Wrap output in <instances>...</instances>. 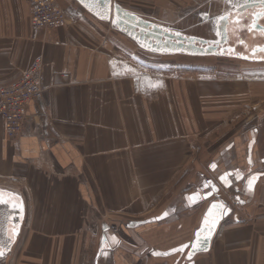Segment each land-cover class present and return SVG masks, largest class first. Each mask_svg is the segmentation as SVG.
I'll return each mask as SVG.
<instances>
[{"label":"crops","instance_id":"0c3cea01","mask_svg":"<svg viewBox=\"0 0 264 264\" xmlns=\"http://www.w3.org/2000/svg\"><path fill=\"white\" fill-rule=\"evenodd\" d=\"M58 2L65 24L38 29L27 0H0V89L40 56L45 89L19 138L0 115V264H264V113L245 109L258 84L145 64L110 22Z\"/></svg>","mask_w":264,"mask_h":264},{"label":"rangeland","instance_id":"374dc122","mask_svg":"<svg viewBox=\"0 0 264 264\" xmlns=\"http://www.w3.org/2000/svg\"><path fill=\"white\" fill-rule=\"evenodd\" d=\"M114 1L146 20L180 31L186 35L206 39H215L217 37L215 32L217 18L235 8L229 3V0ZM128 37V42L134 47L137 48V45H139L138 49L146 57L144 59L141 57V62L145 64H153L152 61L155 60L156 66H197L203 67L204 70H212V73L214 72L213 74H219L221 78L231 79L235 77L236 80L241 81H243V78L251 79L253 85H258H256L255 88L256 94L253 93L251 100L247 101L245 109L252 104L259 103L262 106V112L264 113V62L254 63L228 57L192 56L183 53H154L141 46L134 38L130 36ZM260 108L261 107L258 106V108L252 109L251 111L247 110V115L249 117H254L255 120H253L250 125H258ZM241 113L244 115L242 111ZM205 171L210 177L216 176L215 174H211L209 169H206ZM255 195L256 196H253L251 200V205H253V207L257 206L260 203L261 198L264 196V182L260 184ZM236 206L241 207L238 204H236Z\"/></svg>","mask_w":264,"mask_h":264},{"label":"built area","instance_id":"2783aa9c","mask_svg":"<svg viewBox=\"0 0 264 264\" xmlns=\"http://www.w3.org/2000/svg\"><path fill=\"white\" fill-rule=\"evenodd\" d=\"M27 2L32 9L34 27L47 29L65 24L66 13L58 0ZM43 69L44 58L40 56L19 80L0 89V115L3 118L5 132L11 139L19 138L26 130L27 122L30 120L29 104L44 97Z\"/></svg>","mask_w":264,"mask_h":264},{"label":"water","instance_id":"95a60500","mask_svg":"<svg viewBox=\"0 0 264 264\" xmlns=\"http://www.w3.org/2000/svg\"><path fill=\"white\" fill-rule=\"evenodd\" d=\"M97 17L107 20L114 27L134 38L141 46L154 53H185L192 56L219 55L217 46L196 36L146 20L138 14L122 7L114 0H75ZM243 2V0H242ZM249 2L246 8L253 6ZM117 7L119 12H117ZM234 8L237 10H244ZM104 17V18H102ZM166 47V51L159 50ZM156 48L157 50H152ZM240 58V55H237Z\"/></svg>","mask_w":264,"mask_h":264},{"label":"flooded vegetation","instance_id":"af4514ba","mask_svg":"<svg viewBox=\"0 0 264 264\" xmlns=\"http://www.w3.org/2000/svg\"><path fill=\"white\" fill-rule=\"evenodd\" d=\"M259 11V7L255 5L244 10H231L223 15H229V19L220 23L219 30L222 35L216 34L217 37L215 39H201L214 43L217 46L220 53L216 55L217 57L263 63L264 51H260V49L264 48V31L257 30L256 28H253L251 31L249 30L252 13ZM258 23L264 25V19H259ZM225 28L227 29L226 31ZM237 55H240V58Z\"/></svg>","mask_w":264,"mask_h":264},{"label":"snow or ice","instance_id":"6c2138e0","mask_svg":"<svg viewBox=\"0 0 264 264\" xmlns=\"http://www.w3.org/2000/svg\"><path fill=\"white\" fill-rule=\"evenodd\" d=\"M81 2L84 3L85 0H81ZM249 2H252L255 6L259 7V9H260L259 12L252 13V20H251V24L249 26V30L251 31L253 28H256L257 30L264 31V25H261L258 23L259 19H264V0H243V2H242V0H229V3H231L233 5V7H236L238 9L246 8V6L248 5ZM117 12H119L118 7H117ZM102 18H104V17H102ZM228 19H229V15H225L223 17L217 18V20H216V24H217L216 34L217 35H222V33L219 30V26H220L221 21L228 20ZM226 30L227 29L225 28V31ZM216 43H218V42H216ZM152 50H157V49L153 48ZM159 50L166 51L167 48L161 47ZM229 51H231V50H229ZM260 51H264V48L260 49ZM154 86L158 87V86H160V84L157 83ZM211 167L215 168V164L211 165ZM240 178L241 177L239 175L236 176V179H240ZM221 179L224 180L225 177H221ZM250 184H251V179L249 180V185ZM213 187H215V186L213 185ZM11 196L13 198H15V194H11ZM188 199L191 201V200H193V197L190 196V197H188ZM6 203H9V201L5 200L3 198V190L0 189V204H6ZM13 207H16V206L13 205ZM218 207L221 209V214H223V206L222 205L213 204L211 206V208L208 210V213L204 217L202 227L196 233L195 241L191 245L193 251L200 250V247H202L204 245V242H206L210 239L211 234H212L213 230L215 229L216 224L218 222V217H213L211 220L209 219V217L213 215L212 210L215 208H218ZM165 215H167V213ZM10 231H11V235L9 237V240L11 241L12 239H14V237L17 233V229L15 228V226H13V228ZM204 233H206V235ZM113 239H115V238H113ZM2 247H3V242H0V248H2ZM186 247H188V245H183V246H181L180 249H174L173 251H183L184 248H186ZM3 254H4L3 251L0 250V256H2ZM158 254L167 255L169 253H158ZM190 256H191V253H190Z\"/></svg>","mask_w":264,"mask_h":264}]
</instances>
